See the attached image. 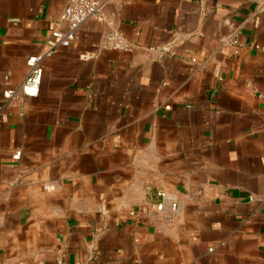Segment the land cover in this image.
Masks as SVG:
<instances>
[{
  "label": "crops",
  "instance_id": "obj_1",
  "mask_svg": "<svg viewBox=\"0 0 264 264\" xmlns=\"http://www.w3.org/2000/svg\"><path fill=\"white\" fill-rule=\"evenodd\" d=\"M67 1L0 0V96ZM101 1L0 119V264H264V0Z\"/></svg>",
  "mask_w": 264,
  "mask_h": 264
},
{
  "label": "built area",
  "instance_id": "obj_2",
  "mask_svg": "<svg viewBox=\"0 0 264 264\" xmlns=\"http://www.w3.org/2000/svg\"><path fill=\"white\" fill-rule=\"evenodd\" d=\"M103 5L104 2L101 0L67 1L61 13L48 24V31L55 41L54 44L40 55H31L27 58V74L19 85L11 87L7 78H5L4 88L0 96V119L5 121L8 111L14 108H18L20 115H22L24 97H36L38 95L43 72L42 61L50 57L55 48L71 46L75 42L77 31L86 21L98 18ZM253 46L258 47V45ZM99 49L130 51L132 50V44L122 33L112 30L104 33L99 43ZM148 52L151 56L160 59L163 57L164 49L151 47ZM20 154L21 151L16 150L12 158L17 160ZM156 196L161 199L156 203V208L162 210L164 193L157 192ZM171 208L176 209V204L172 203ZM57 264H63V262L59 261Z\"/></svg>",
  "mask_w": 264,
  "mask_h": 264
}]
</instances>
